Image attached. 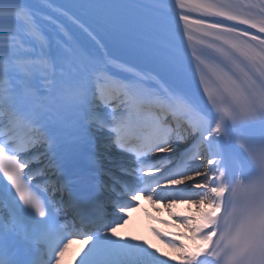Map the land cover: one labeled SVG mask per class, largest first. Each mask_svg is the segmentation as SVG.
<instances>
[{
	"label": "snow or ice",
	"instance_id": "snow-or-ice-1",
	"mask_svg": "<svg viewBox=\"0 0 264 264\" xmlns=\"http://www.w3.org/2000/svg\"><path fill=\"white\" fill-rule=\"evenodd\" d=\"M156 3H171L183 22L174 31L200 46L192 49L199 98L128 64L64 80L35 12L25 0H0V264H22L12 240L43 249V258L29 264H62L73 242L84 245L73 264H264V0ZM58 19L48 22L71 58L70 30ZM73 23L87 31L79 18ZM172 31L168 20L156 21L150 47L165 63L173 55ZM69 126L85 136L105 133L101 147L130 158L131 166L120 168L125 180L110 177L120 215L110 222L101 209L85 231L59 220L61 211L78 209L70 185L57 200L61 171L54 154ZM141 199L168 209L185 200L194 205V216L174 219L192 233L195 250L154 228L178 261L147 241L118 237Z\"/></svg>",
	"mask_w": 264,
	"mask_h": 264
},
{
	"label": "bare ground",
	"instance_id": "bare-ground-1",
	"mask_svg": "<svg viewBox=\"0 0 264 264\" xmlns=\"http://www.w3.org/2000/svg\"><path fill=\"white\" fill-rule=\"evenodd\" d=\"M79 1L87 5L96 7L101 11H105L112 17L124 19L128 22L136 23L134 21L127 20L125 17L121 16V14L119 15L116 12L119 8L115 4L110 2L115 0H79ZM132 1L145 8L153 9L163 14L170 13L171 15L169 16L175 17L174 10L163 8L143 0H132ZM25 3L29 6V8L32 11L35 12L36 16L42 21L43 27L47 30L50 39L52 41L51 48L48 49V51L51 53L52 56L56 57L58 62L62 65L61 72L63 74L64 80H70L76 71L78 73V77L83 76L86 78L89 74L94 73L96 68L114 69L116 64L135 65L138 71H143L156 75L153 72H148L139 68L137 64H135L131 60H128V58L124 57L122 54L108 51L107 48H105L98 40L93 39V36L89 35L90 33L89 30L84 31V29L79 27V24L73 23V21L76 20L77 18L74 16L72 12L67 11L66 9L51 2L50 0H25ZM56 17H59V19L57 20L58 24L62 23L66 29L70 30V36H71L70 43L75 48V56L71 58H65V50L67 46L64 45L63 41L57 35L58 29L56 28V26L51 25L48 22L50 19ZM79 23L82 24L81 20H79ZM136 24L148 30L154 31L155 26L152 24L149 25L142 23L141 24L136 23ZM84 28L86 27L84 26ZM73 61L75 63H73ZM78 61H79V65L76 68V64ZM159 78L161 77L158 76V79ZM48 83L50 82L42 81L41 86L42 87L46 86ZM93 134L95 135V133ZM185 147L186 146L182 145L180 147V152H183ZM102 152H103V156L101 158V163L104 169L113 170L117 165L124 168H128L131 166L129 158L115 159L113 157L116 154L119 155L121 154L118 150H115L113 148H106L105 151L102 149ZM172 154H173L172 156H174V154L178 155L179 153H172ZM45 162L47 163V160ZM196 163L199 164L200 161L197 160ZM35 167L39 168L42 167V165H35ZM158 175L159 178L161 179L164 177V173H159ZM44 179H47V177H45ZM200 179L202 180L204 179V177H201ZM41 181L43 182V180ZM192 183H195V181H193ZM184 187H187V185H185ZM160 191L161 193H167L169 189L161 188ZM194 191H202V190L195 189ZM124 199H130V198L125 197ZM165 210H168V208L165 207V202L163 201L153 204V203H149L146 199L139 200V206L128 214L127 223L117 230L118 237L122 236L126 239L128 237H132L135 242L147 241L149 244L152 245V248L155 249L157 253H165L167 256H171L173 258V261H178L179 259L178 254L172 251L170 248L165 247V244L162 243L148 229L150 226L157 224L158 218H164L163 220H166L164 213ZM169 210L179 211L180 214L182 215L184 214L186 216L190 214H196L198 211L194 205H190L189 202L187 201L178 202ZM5 212H7L6 209ZM113 212H116L115 209L111 213ZM149 213H151L150 217L152 218V220H155V222L149 223L147 225L146 218L149 215L146 214ZM118 215H120V213H118ZM166 238L171 240H176L177 242L182 241L183 244L188 245L190 249L195 250V244L191 243L186 236H182L181 239H176L171 235H167ZM83 247H84L83 244L73 242L70 245L69 251L65 254L66 260L63 259L62 264H73V257H75V254Z\"/></svg>",
	"mask_w": 264,
	"mask_h": 264
},
{
	"label": "rangeland",
	"instance_id": "rangeland-1",
	"mask_svg": "<svg viewBox=\"0 0 264 264\" xmlns=\"http://www.w3.org/2000/svg\"><path fill=\"white\" fill-rule=\"evenodd\" d=\"M185 201H187V200H185ZM164 213H165L166 220H163L164 218H158L157 219V224L153 225V227H149L148 228L151 233H153L152 229L154 228V229L160 231L162 234L166 233V234L171 235L172 237H174L176 239H181L182 236H186L188 238V237H190L192 235V233L190 231H188L187 229L183 228L182 225H180V222L178 220L174 219V215H180V216H186V215L180 214L179 211H172V210H169V209L165 210ZM146 215H149L146 218V224L147 225L149 223H154L155 222V220H152V218L150 217L151 213L146 214ZM192 216H194V214L188 215V217H192ZM165 221H166V223H164ZM181 234H183V235H181ZM190 242L193 243L192 240H190ZM64 259L66 260V257ZM64 262H66V261H64Z\"/></svg>",
	"mask_w": 264,
	"mask_h": 264
}]
</instances>
